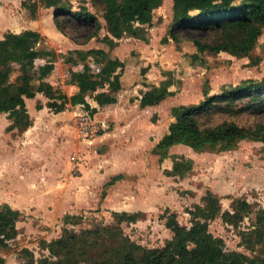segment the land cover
Here are the masks:
<instances>
[{"label":"rangeland","instance_id":"rangeland-1","mask_svg":"<svg viewBox=\"0 0 264 264\" xmlns=\"http://www.w3.org/2000/svg\"><path fill=\"white\" fill-rule=\"evenodd\" d=\"M21 2L0 0V38L6 32L39 31L37 48L55 52L54 69L46 78L55 87L70 95L77 90L68 82L71 70L81 69L85 62L93 72L99 70L91 55L81 56L91 48L106 50L124 61V67L118 69L122 87L114 104L98 106L87 96L98 107L93 115L81 104L55 111L41 92L25 99L31 119L26 129H9V113H0V206L20 211L16 236L0 248V264H18L25 247L35 257L48 254L43 241L59 237L65 227L120 225L137 243L160 247L173 236L168 219L174 215L180 224L190 226L188 209L203 204L208 191L219 198L222 209H232L237 199L252 205L238 226L218 216L209 222V230L224 239L227 250L258 254L261 246L252 250L243 245L240 231L248 230L255 211L264 208V143L242 139L228 150L176 144L162 158L153 148L173 120V106L199 103L206 90L214 95L242 80L264 78V31L246 55L212 53L195 42H213L217 32L212 29L182 27L177 40L171 37L173 0H162L151 23L125 25L120 38L107 30L101 6L91 0H62L72 11L85 7L101 21L98 36L85 41L91 28L69 13L59 15L62 32L54 20L55 7L39 5L33 17ZM105 35L113 38V46ZM45 61L38 58L35 63ZM13 66L15 80L20 70ZM154 87L165 92L164 98L142 107V96ZM38 101L41 109L36 108ZM235 119L243 125L264 124V112ZM179 161L184 174L171 173ZM139 210L146 218L135 222L120 221L113 213ZM67 214L77 217L66 218Z\"/></svg>","mask_w":264,"mask_h":264},{"label":"trees","instance_id":"trees-1","mask_svg":"<svg viewBox=\"0 0 264 264\" xmlns=\"http://www.w3.org/2000/svg\"><path fill=\"white\" fill-rule=\"evenodd\" d=\"M102 7V17L112 37L120 38L125 25L132 22L151 23L153 10L162 0H91ZM31 16L36 15L39 5L55 7L54 20L64 32L61 17L69 13L76 21L91 28L85 41L98 36L102 29L99 18L85 7L72 11L62 0H22ZM174 21L170 35L177 40V31L182 27L206 28L217 32L213 42L195 40L201 50L212 53L226 51L236 56L248 54L264 31V0H173ZM197 11L192 13V11ZM109 35L104 39L113 46L115 41ZM42 35L39 31L27 29L22 32H6L0 38V113H9L12 122L9 129H26L31 119L26 98H34L37 92L47 97V106L55 111L65 110L68 104H81L91 115L98 111L87 96L98 106L115 103L121 89L120 71L124 61L113 58L102 48H91L80 52L85 58L91 55L99 70L93 72L85 62L81 69L71 70L69 83L77 90L67 94L55 87L46 78L54 69L55 52L37 48ZM38 58H46L36 65ZM17 64L20 70L15 80L11 79ZM199 103L179 104L171 109L173 120L167 132L154 146L155 153L166 156L167 150L176 144L190 146L194 150L207 147L217 150L233 148L242 139L259 140L264 143V124L243 125L236 117L243 113L264 112V78L260 81L242 80L240 83L222 89L221 93L209 95ZM165 92L156 87L144 93L140 105L159 102ZM36 108H42L41 101ZM189 160L185 163L189 164ZM183 163L176 162L171 173L184 174ZM188 166H186L187 168ZM203 204L188 209L191 225L180 224L172 215L166 225L173 232L160 247H145L123 233L120 225H96L76 230L65 227L61 235L43 244L48 254L35 257L34 252L22 248L18 264H264V208L255 211V220L248 230L240 231L241 243L250 249L260 245V252L248 255L239 250H227L225 241L209 230V222L221 218L238 226L252 205L247 200L237 199L232 209H222L219 198L208 191ZM120 221H138L146 218L145 211H114ZM18 209L8 204L0 206V248L8 246V240L17 234ZM66 218L77 217L67 214ZM0 263L3 259L0 257Z\"/></svg>","mask_w":264,"mask_h":264},{"label":"crops","instance_id":"crops-1","mask_svg":"<svg viewBox=\"0 0 264 264\" xmlns=\"http://www.w3.org/2000/svg\"><path fill=\"white\" fill-rule=\"evenodd\" d=\"M34 30V29H33ZM72 85V84H71ZM72 86H74V87H76L75 85H72ZM77 88V87H76ZM30 99H32V98H30ZM111 104H114V103H111ZM41 109V108H40Z\"/></svg>","mask_w":264,"mask_h":264}]
</instances>
